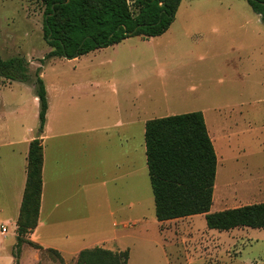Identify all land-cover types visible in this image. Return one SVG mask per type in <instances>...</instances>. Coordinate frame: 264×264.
<instances>
[{
    "label": "rangeland",
    "instance_id": "rangeland-1",
    "mask_svg": "<svg viewBox=\"0 0 264 264\" xmlns=\"http://www.w3.org/2000/svg\"><path fill=\"white\" fill-rule=\"evenodd\" d=\"M43 27L44 4L40 0L0 1V56L25 58L31 81L39 69L48 99L58 108L66 99L71 101L73 96L74 102L86 93L82 103L87 105L88 115L100 113L96 112L99 100L90 97L85 84L102 78L115 80L122 87L121 94L115 96L119 111L112 106L113 115L136 111L138 117L152 119L200 110L210 129L217 132L213 137L217 139L218 176L211 210L264 201V23L247 0H183L165 34L132 38L138 41L136 47L135 42H130L131 47L115 46L127 54L130 50V55L107 60L102 68L94 66L98 59L94 55L100 52L87 55L83 61L47 58L51 47ZM39 110L32 83L0 79L3 160L9 161L6 154L20 153L19 141L30 129L31 134L38 133ZM142 139L145 132L141 133L139 124L135 177L138 199L128 214L144 222L119 233L120 241L101 247L110 249L112 244H120L129 249L128 264H264V228L220 231L209 228L202 215L158 224L149 171L142 163ZM117 142L118 136H112L110 147L99 136L88 147L89 163L83 178L89 183V235L111 237L106 212L119 203H128L119 201L123 194L115 186L100 185L109 175V163L115 171L122 158ZM142 183L147 184L146 190ZM59 192L63 195L72 191L49 186L48 201ZM93 222L105 227L95 229ZM10 240L9 235L6 244ZM29 241L27 237L18 245L16 236L11 249L14 264H76L55 250L35 248Z\"/></svg>",
    "mask_w": 264,
    "mask_h": 264
},
{
    "label": "trees",
    "instance_id": "trees-1",
    "mask_svg": "<svg viewBox=\"0 0 264 264\" xmlns=\"http://www.w3.org/2000/svg\"><path fill=\"white\" fill-rule=\"evenodd\" d=\"M40 1L44 4V36L51 47L46 57L67 59L118 44L131 36L145 39L161 36L174 22L182 2ZM247 1L264 23V0ZM1 78L34 85L40 104L38 133L42 132L49 103L46 84L39 69L35 80L31 81L25 58L3 59L0 56ZM145 145L158 221L204 214L211 229L225 231L239 227L264 228V201L211 211L217 176V153L202 111L149 119L145 125ZM43 165V143L38 136L29 146L27 181L17 220L18 245L39 223ZM29 240L35 248H43L41 244ZM129 258V249L111 250L96 246L83 249L76 264H128Z\"/></svg>",
    "mask_w": 264,
    "mask_h": 264
},
{
    "label": "crops",
    "instance_id": "crops-1",
    "mask_svg": "<svg viewBox=\"0 0 264 264\" xmlns=\"http://www.w3.org/2000/svg\"><path fill=\"white\" fill-rule=\"evenodd\" d=\"M135 37L140 36L128 37L118 44L97 49L73 59L75 61H83L87 58V55L100 52L97 53L98 55H94L98 58L94 66L102 68L105 65L103 62L107 60L115 61L130 55V50L129 54H127L125 49L115 48V46L122 44L124 47H131L130 42H135L133 47H136L138 41L132 39ZM104 54L107 55L104 56ZM127 60L130 63L133 61L132 59ZM85 85L89 89L88 94L91 95L90 97L95 101L99 100L96 112L100 113H95L92 116L88 115L87 105L82 103V98H86L84 96L86 93L76 97L74 102L72 100L73 96L71 101L66 99L65 104L59 108L57 103L55 104L49 98L43 131L39 135L37 132L36 134H31L32 130L30 129V133L19 141V144H22L20 153L14 152L5 155L9 161L3 160L0 155V264H14L15 262L11 249L16 241L17 220L27 181L29 146L30 142L38 136L42 138L44 152L43 190L39 223L35 230L29 234V239L41 244L44 248L57 250L65 259L77 261L79 253L83 249L102 246L116 240L120 241L119 233L133 228L137 222H144L142 218L130 217L128 211L138 199V183L135 180L138 155L136 143L137 128L140 124L141 133L143 134L146 122L149 119L138 117L136 111L128 114L115 113L113 115L111 113L112 106L115 112L119 111L115 96L122 92V87L118 86L115 80L98 78L96 81H88ZM205 120L209 134L213 143H215L217 139L213 136L217 132L215 129L214 131L210 129L206 117ZM114 135L118 136L117 146L122 153V158L116 164L115 171H112L113 167L111 162L109 163V175L100 181V185L115 186L123 194L119 201H128V203H119L115 209L106 212L109 217L107 225L110 228L111 237H105L101 233L89 235L90 219L87 204L89 183L86 178H83L89 163L88 147L90 141H95L99 136L106 143H109L111 147L112 136ZM214 147L216 146L214 145ZM144 151L145 160L142 163L143 166H146L145 171L148 172L146 145L145 140L142 139L141 155ZM104 165L106 169L107 164ZM142 184L144 190H146L147 184ZM52 185L58 189L62 186L63 190L65 188L72 192L61 195L60 191L56 197L52 195L48 201L47 189ZM84 198L85 203H83ZM198 215L205 216L204 214H197L187 217L194 218ZM171 220L158 221V224ZM98 224L99 222L92 223L95 229L100 230L105 227L102 224ZM2 226L6 227L5 232H2ZM9 235L11 240L6 244ZM111 247L110 249L112 250L126 249L120 244H117V246L112 244Z\"/></svg>",
    "mask_w": 264,
    "mask_h": 264
},
{
    "label": "built area",
    "instance_id": "built-area-1",
    "mask_svg": "<svg viewBox=\"0 0 264 264\" xmlns=\"http://www.w3.org/2000/svg\"><path fill=\"white\" fill-rule=\"evenodd\" d=\"M5 231H6V227L2 226V232H5Z\"/></svg>",
    "mask_w": 264,
    "mask_h": 264
}]
</instances>
